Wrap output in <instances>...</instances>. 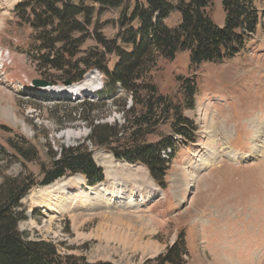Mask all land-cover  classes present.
<instances>
[{"label":"rangeland","instance_id":"obj_1","mask_svg":"<svg viewBox=\"0 0 264 264\" xmlns=\"http://www.w3.org/2000/svg\"><path fill=\"white\" fill-rule=\"evenodd\" d=\"M28 1L32 0H16L8 11L0 1V171L15 177L25 167L39 184L42 165L57 161L60 149L82 145L91 151L102 172L113 166L110 174L127 180L140 177L144 166L118 162L108 151L88 141L93 126L126 125L125 113L133 105L132 94L118 86L105 89L106 77L97 70L87 72L73 84L69 76L84 70L74 63L100 52V38L116 40L119 49L129 52L130 47L123 45L119 37L130 27H138V22L129 26V20L135 2L144 6L145 0L123 1L119 8L101 7L89 0L74 1L72 5L83 12L76 18L82 33L71 37L80 44L72 61L74 66L61 71L53 69L47 58L52 60L54 51L62 45H43L44 36L50 39L54 35H49L48 29H33L34 17L29 11L24 20L14 12L18 3ZM166 1L176 7L175 0ZM221 1L213 0L209 10L218 28L224 27L225 18ZM251 2L260 21L240 52L198 66L190 65L187 52L177 53L171 61L155 57V64L144 77L161 96L184 108L189 98L186 88L180 93L179 85L185 79L195 81L192 107L183 110L193 124L188 132L190 139L180 138L172 129L173 122H164L158 115L156 125L148 128L152 134L146 137V144L162 145L163 158L170 159L164 188L157 186L145 169L156 188L150 201L140 204L139 195L133 194L126 195L122 202L111 203L110 190L109 196L100 191L96 197H89L85 179L83 182L78 175L69 176L52 183L53 189L47 192L51 194L42 199L51 204L47 209L44 204H32L48 187L37 185L20 202L24 220L19 222L18 230L25 240L55 245L58 254L69 260L67 263L144 264L171 248L182 232L186 264H264V0ZM180 21L179 13L173 11L164 25L175 29ZM121 22L129 25L122 29ZM106 59L111 72L118 60L114 55ZM92 74L100 88L91 94L83 91V95L79 92L69 97L50 90L69 88L63 86L66 81L80 86ZM33 81L48 86L35 87ZM135 110L129 121L145 112L141 106ZM213 127L214 134L219 129L229 130L230 149L226 150L225 140L213 137ZM125 134L120 131L117 138ZM20 137L34 147L37 160L24 163L16 155L11 146H18ZM228 152L233 160L222 157ZM122 170L128 172V177L121 174ZM103 183L109 189L106 175ZM149 245H153L152 251Z\"/></svg>","mask_w":264,"mask_h":264},{"label":"trees","instance_id":"obj_2","mask_svg":"<svg viewBox=\"0 0 264 264\" xmlns=\"http://www.w3.org/2000/svg\"><path fill=\"white\" fill-rule=\"evenodd\" d=\"M77 0H32L20 2L15 8L23 20L25 13L32 14L31 27L36 30H49L54 38L41 40L49 47L54 43L61 44V48L54 51L52 60L47 62L53 69L61 71L74 65H82L83 71L75 76H69L72 83L80 82L83 76L97 70L106 77L105 89L120 87L124 92L131 93L132 107L125 113L126 125L121 128L115 124L93 126L88 141L93 145L108 151L115 160L129 165L140 164L148 171L149 176L160 188H164V178L168 170L169 158L164 157L162 145H147L146 137L152 134L149 127L156 125L155 117L159 116L164 122L171 121L172 129L180 138L190 139L189 128L193 124L185 118L183 110L192 107L195 93L194 79H185L179 85L180 93L186 88L189 104L179 106L158 93L157 88L144 77L149 68L155 64L156 58L171 61L179 52L189 54L192 66L202 63H214L240 52L247 38L255 33L260 17L253 8L251 0H222L224 13V27L218 28L212 21L209 10L213 0H175L173 7L166 0H145V5L135 2L129 26L138 22V27L126 30L119 37L121 43L130 47V51H123L117 47V41L97 40L101 47L100 52H93L88 57L76 63L72 62L78 52L79 40L71 37L73 33H82L81 24L76 21L83 12L72 4ZM83 1V0H79ZM101 7L119 8L123 1L128 0H89ZM38 5V9H35ZM176 11L181 17L180 24L175 29L164 25V20ZM121 22V28L128 25ZM46 47V46H45ZM47 49V48H45ZM49 49V48H48ZM52 52V51H51ZM114 55L118 60L112 71L107 70L106 57ZM49 56V55H48ZM74 63V65H73ZM144 93V95H140ZM89 105V104H86ZM141 106L145 112L138 117L129 115L136 112ZM89 110L93 111L92 108ZM128 127V128H126ZM120 128V129H119ZM128 129L127 131H125ZM132 129V130H131ZM120 131H124L118 139ZM125 138V139H124ZM20 139L18 146H11L16 155L24 162L31 163L37 160V152L33 146ZM114 142H111L114 140ZM116 146H112L114 144ZM82 145L60 149V158L49 166L40 167L41 181L39 184L34 177L23 167L21 174L10 177L0 171V264H78L67 263L65 258L58 254L55 245L46 242H32L23 238L18 230L19 222L24 220L20 202L28 192L37 185L46 187L55 181L80 175L86 179L87 186L95 187L104 181L102 170L94 163L92 153ZM173 157V156H171ZM181 232L175 243L165 253L154 260H147L144 264H186V242ZM69 261V260H67ZM95 264H112L97 262Z\"/></svg>","mask_w":264,"mask_h":264},{"label":"bare ground","instance_id":"obj_3","mask_svg":"<svg viewBox=\"0 0 264 264\" xmlns=\"http://www.w3.org/2000/svg\"><path fill=\"white\" fill-rule=\"evenodd\" d=\"M0 1L3 4V6H5L7 11L11 8V6H13V3L16 2V0H0ZM1 18H3V15L1 16ZM84 81L85 82H84V84H82V87L81 86L78 87V85H75V86H72V87L66 88V89L59 88L56 92H58V93L63 92V93H65V94H67L69 96L71 94L79 93V91L81 89H82V92L85 91L84 92L85 94H91L93 91L98 90V88H100V83L98 82L97 77L94 74H92L89 77H87ZM14 125H17V121L14 122ZM261 126H262L261 129H264V124L261 125ZM257 127L258 126L255 127V132L258 130ZM212 129H213V137H216V135H217L223 141L225 140L226 143H227L226 144V150L230 149V144L227 141L228 136H229V130H227V129L220 130L219 129V132L217 134H214L216 128L213 127ZM261 129H259V130H261ZM260 138L262 140L263 137H260ZM261 143H262V141H261ZM227 145L229 147H227ZM256 149H258V148L256 147ZM225 156L229 160H233L234 159V157L231 156V154L229 152L225 153L222 157H225ZM111 159L112 158L108 155V160H110L111 162H113V164H115V162L112 161ZM125 167H127V166H125ZM112 168H114V167L113 166H108V167L105 168L106 172L105 173L103 172L104 173V179H105V175H106V180H107L109 189H106V187H105L106 184L101 183V184H99V185H102L100 187V189L96 188L99 185L94 187V188H89V192H88V196L89 197H96L97 195L100 194V191H104L105 193L103 195H105V196H109L110 195L109 202L117 203L119 201L122 202V199L124 197H126V195H128V197H131L133 194H137V195H139L138 197H140V199H141L140 200V204H144V203L146 204V202L150 201V199L155 195L156 188H155L154 184L152 183V181L149 179L145 169L140 168L141 171H143L144 174L139 175L144 180L139 179L140 177H134L133 180H127V179H124L121 176H117L115 174H110L109 170L112 169ZM127 168L129 169L130 172L134 171V168H132V167H127ZM127 173L128 172H126L125 170L121 171V174H123V176H127L126 175ZM144 175L146 176L145 178H144ZM76 177L78 179H81L84 182L83 178H81L80 176H76ZM55 183H57V182H55ZM53 187H54V185L52 184L51 186H48V187L44 188L43 191L41 190L42 191L41 192V197L39 199H34L33 200V203H32L33 206L34 207H39L40 205L44 204L43 205L44 208L45 207L47 209L50 208L51 204L50 203H44L45 201H43V200L45 199V197H47L48 195L51 194V193H47V192H51L50 190L53 189ZM108 191H109V195H108ZM45 204H47V205H45ZM144 246L146 247V245H144ZM151 247H153V245H149L148 249H151V251H152L153 248H151Z\"/></svg>","mask_w":264,"mask_h":264},{"label":"water","instance_id":"obj_4","mask_svg":"<svg viewBox=\"0 0 264 264\" xmlns=\"http://www.w3.org/2000/svg\"><path fill=\"white\" fill-rule=\"evenodd\" d=\"M32 84L35 87H46V86H48V84L46 82H43V81H33ZM71 85L72 84H71L70 81H66V82L63 83L64 87H70Z\"/></svg>","mask_w":264,"mask_h":264}]
</instances>
